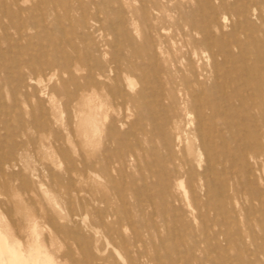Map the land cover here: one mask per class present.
Masks as SVG:
<instances>
[{
  "label": "rangeland",
  "instance_id": "374dc122",
  "mask_svg": "<svg viewBox=\"0 0 264 264\" xmlns=\"http://www.w3.org/2000/svg\"><path fill=\"white\" fill-rule=\"evenodd\" d=\"M10 2L0 0V5ZM174 4H184L180 14L188 15L200 7L201 12L191 16L205 29L191 33L186 26L178 28ZM34 5H39L43 14L46 8L50 10L49 17L44 15L45 27L31 29L28 36L20 39L9 21L5 30L0 29L1 49L5 51V66H0V97L8 109L0 115L5 122L0 123V157L8 146L14 147V153L0 162V228L9 239L17 238L29 253L37 242L50 252L55 264H85L81 244L69 230L87 240L95 257L106 253L92 247L93 230L78 222L85 214L88 219L94 216L96 205L88 202L92 185L105 181L98 173L86 172L84 165L107 166L110 175L128 187V207L134 205L130 184L132 189L157 185L148 168L153 172L158 169L164 150L160 148V138L151 130L148 115H157L168 105L169 100L161 98L167 90L174 94V105L180 106L184 99L186 84L176 75L185 79L189 76L184 72L186 60L181 54L192 51L191 37H206L211 44L209 48L204 44L194 48L192 61L200 82L193 89L195 100L207 99L210 107L218 106L224 111L231 105L238 113H243L244 108L257 112L249 106L257 103L264 91V0H224L222 5L219 0H165L157 7L148 3L143 11L140 0H19L14 10L22 9L20 15L25 17L26 9ZM210 11L215 13L214 22L208 18ZM55 56H69L75 67L77 89L70 102L65 91L73 87L64 82L68 74L41 61H52ZM12 59L30 60L31 65L22 68L20 76L24 81L41 77L42 84L23 87ZM116 64L121 65V74L136 82L133 90H128L134 102L121 112L101 106L97 96L100 87L90 86V92L78 88L88 72L99 86H112ZM169 80L173 81L167 83ZM256 83L262 93L251 92ZM50 94L52 102L48 100ZM38 101L42 110L37 108ZM210 112L206 104L201 107L205 124H209ZM230 118L224 114L213 122L220 128L221 120ZM109 124L117 137L108 138ZM7 129L11 134L6 133ZM235 144L231 143L232 150ZM127 146L133 154L123 149V159L116 161L112 152ZM250 152L247 148L244 157L230 161L241 196L224 203L229 215L248 214L249 228L242 223L211 228L207 222L208 236L222 232L211 238L220 247L210 251L202 240L201 222L193 217L205 210L191 201L189 206V193L180 187L176 194L182 201L167 206L170 191L155 205L156 211L167 217L162 231L165 249L152 253L157 259L147 264H264V155L255 159ZM70 163L77 171L72 176V192L66 170ZM212 177L216 183L222 174ZM227 195L231 197L232 190L216 188L212 198L223 200ZM196 196L204 199L199 192ZM146 197L141 195L140 201L145 216L154 210L146 205ZM213 215L210 212V217ZM31 224L35 227L33 234L27 229ZM231 231L238 239L229 236L225 241V234ZM98 245L110 251L102 239ZM146 260L147 257L140 258L134 264H146Z\"/></svg>",
  "mask_w": 264,
  "mask_h": 264
},
{
  "label": "bare ground",
  "instance_id": "6f19581e",
  "mask_svg": "<svg viewBox=\"0 0 264 264\" xmlns=\"http://www.w3.org/2000/svg\"><path fill=\"white\" fill-rule=\"evenodd\" d=\"M10 1L9 4L5 3L0 5V29L5 30L6 27L9 26L7 24V21H9V24L11 23V27L15 30L19 39L23 36H28L29 30L43 27L45 25V18L50 16V10L48 8H46L43 14L41 12L42 8L39 5H34L26 9V16L23 17L20 15L22 14V9L18 8V10H14V6L18 5L19 0ZM164 1L165 0H140V8L142 11L147 9L148 3L152 4L153 7H157L158 5L162 6ZM185 1L189 2V0ZM219 3L220 5L224 4V0H219ZM184 6V4H177L174 6V12L177 16L179 13V17L176 16V20L178 21L176 26H178V28L186 26L191 33L193 30H197V32L203 31L202 29L204 26L202 27V25L196 24L191 16L200 13V7L194 9L190 15L184 13L180 14ZM39 12H41V17L37 18L36 14ZM208 14L209 17L208 15L207 17L209 20H213L212 22H214L213 17L215 13L210 11ZM44 15H46V17ZM190 39H192V51H185L181 54L186 60L184 72L189 76H186L187 78L185 79V77L176 75L177 78L179 77L184 81L183 83L186 84L183 85V91L187 98L184 96V99H181L180 106L174 105V94L171 90H167L166 95L161 98L163 99L166 97L167 100H169L168 105L157 115H155V113L148 115L151 130L160 138V148L164 150L160 162L158 163V169L153 172L148 168L152 177L157 179V185L133 187L132 189L130 184L129 188L133 193L131 196L134 199V205L133 207H128L126 204L129 194L126 192L128 187L123 185L124 183L122 184L118 180L116 181L108 172L107 166L98 168L97 166L92 167L88 164L84 165V167H86V169H84L86 172L98 173L100 177L105 178V181L103 184L95 183L92 185L93 194L90 196L88 202L90 203L92 201L94 205H96L93 211L94 216L88 219L85 214L78 222H81L84 227H90L93 230L95 237L93 239L94 246L92 247H95L94 249L100 253L103 251L102 254L106 253L104 257H95L90 246H88L87 240L84 239V237H80L76 231L69 230L68 232L71 237L77 239L81 244L80 251L83 257H85V264H134L137 259L144 257H147L146 264L149 263V261L156 260L157 256L152 253L165 249V238L162 236V231L165 229L167 217L164 212L160 213L156 211L155 205L166 198L168 194H170V191L172 196L166 202L167 206H169L168 204L173 206L176 202L182 201L176 194L180 187L184 189V192L189 193V206H191V201L199 208L205 210V213H200L193 217L194 220H196V218H198V221L200 220L201 227L199 230L204 236L202 240L207 244V249L210 251L212 249L214 251L216 248L220 247L217 243L213 242L211 238L214 234L218 233V231L219 233L222 232L220 230L212 232L213 235L211 234L209 235L211 237H209L208 234L210 233V229L207 226V222L210 223L209 225L211 228L216 225L231 227L233 223H242L247 229L249 228L250 221L248 214L242 215L240 212L235 216L232 214L229 215L224 203H229L232 198L237 199L241 196L235 184V172L232 171L233 166L230 161L232 159H240L242 156L244 157L247 148L251 149L250 154L255 159L264 155V91L261 87L259 88L258 83L251 89V92L253 91L256 93H262L263 91V95L259 101L249 106L253 108V110L256 108V113L247 112V108H244L243 113H238L231 105H227L228 107L224 111L218 106L210 107L211 104L207 99L196 101V90L193 89L195 85H200V82L198 81L192 61V56L196 52L194 48L199 44H204L209 48L211 44L205 41L206 37H191ZM1 43L2 41H0V66L4 67L5 51L1 49ZM64 57L55 56L52 61H41L46 65H50L68 74V79H65L64 82L69 83V85L73 87V90L68 89L65 91L69 94L70 102L71 98L75 96L77 81L74 77L75 67L72 68L73 64H71L70 57ZM30 60H33V58L30 57ZM29 61H19L18 59H12L11 61L12 66L16 68L18 82L23 83L22 85L26 89L32 86L39 87L42 84L41 77H30L28 80L24 81L22 76H20L21 69L28 68L31 65ZM114 68L115 74L113 78L115 82L112 86H99L97 81L93 79L94 77L88 72L84 76L85 81L82 85L78 86V88L88 92L90 90L88 87L90 86H93L91 88L94 89L97 86L98 88L100 87L101 91L98 92L99 94L97 96H99L101 106H107L115 112H121L132 106L134 100L128 93V90H133L136 82L127 74H121L120 64H116ZM256 72H258V69ZM52 76L53 74H50L49 79H51ZM262 77L264 80V73ZM171 81L173 80H169L167 83H171ZM159 82L161 83L162 79H159ZM246 93L247 95L249 94L248 91H246ZM48 100L50 102L53 101L52 94L48 95ZM205 104L207 109L211 111L208 115V119H210L209 124H205L200 115L201 107ZM42 107V103L38 101V110H42ZM7 110V107L0 97V115L4 114L3 112H7ZM224 114H229L231 118L229 120H221L220 128L216 127L213 119ZM0 123L4 125L5 122L0 118ZM40 125L44 124L40 121ZM41 128L40 130H43L45 126ZM111 128L109 124L107 126V131L109 133L108 138L117 137L116 131ZM6 133L11 134L8 129ZM232 142L236 143L234 150H232ZM127 147L116 149L112 152L114 157H116V161H118V158L119 160L123 159V149L126 150L129 155L133 154L132 149ZM13 151L14 147L8 146L5 155L0 157V162L3 158L8 159L14 153ZM104 160L105 162L107 161L105 157ZM66 170L70 181L68 184L69 191H75L72 182V176L77 172L75 166L70 163L67 165ZM213 174H222V177H219L218 181L215 183L213 182ZM216 188L225 192L232 190L231 197L227 195L225 199L222 200L221 197L216 198L215 201V199L212 198V194ZM196 192L204 196V199L198 198ZM143 194L147 196L145 199L146 205L154 208L147 216L142 212L144 208L141 207L142 203H140L141 195ZM210 212L214 213L212 217H210ZM190 214H193V212H190ZM27 229L32 234L35 231L33 224L29 225ZM189 233L191 234V232ZM229 236L238 239L231 231L225 234V241ZM99 239H102L104 243L110 247V251L98 245ZM194 241L197 244L198 240L195 239ZM193 247L195 246H192V248ZM192 248L190 247L189 249L191 253ZM0 264H55V262L50 252L45 250L37 242L35 243L33 251L29 253L17 238L9 239L0 228ZM186 264L190 263L186 262ZM196 264L201 263L197 262Z\"/></svg>",
  "mask_w": 264,
  "mask_h": 264
}]
</instances>
